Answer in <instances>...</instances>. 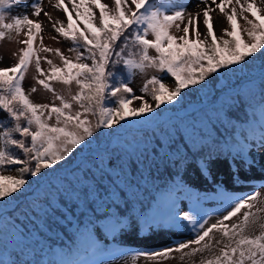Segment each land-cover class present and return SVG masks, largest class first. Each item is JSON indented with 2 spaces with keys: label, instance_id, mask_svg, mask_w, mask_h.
<instances>
[{
  "label": "snow or ice",
  "instance_id": "snow-or-ice-1",
  "mask_svg": "<svg viewBox=\"0 0 264 264\" xmlns=\"http://www.w3.org/2000/svg\"><path fill=\"white\" fill-rule=\"evenodd\" d=\"M14 3L15 0H0V41L11 40L13 34L19 36L21 32L26 39L16 41L25 45L14 54L17 62L0 68V170L8 165L20 167L18 177L0 174V264H103L97 259L103 253L102 246L93 235L95 223L92 217L96 210H92L91 216L84 210L92 208L101 198L99 189L102 185L85 186L82 190L62 189L49 185L48 178L76 165L85 154L93 152L102 170H117L126 177L139 173L143 179L144 173L151 170L148 166L152 159L148 150L151 143L149 132L152 136L162 135L166 145L173 141L185 125L167 114L183 110L189 96L207 95L212 89L215 94L210 100L211 111L215 121L222 126L231 123L226 119L231 115L229 110L245 101L250 108L249 115L254 116L258 111L259 121H250L246 129L233 125L237 135L234 141L225 142L222 149L242 165L252 167L257 163L252 151L264 149V10L256 0H197L194 7L199 9L201 4L204 7L195 12H189L187 4L174 5L171 0H114L112 10L101 0H68L71 11L65 0H55L53 7L65 14L66 23L54 20L44 11L43 0H33L30 5L32 16L39 18L43 13L54 32L71 42L69 51L75 53L73 60L59 49L42 48L43 52H54L62 63L60 67L46 59L48 72L41 68V58L33 48L42 24L28 14L6 22L4 9L11 8ZM229 5L230 11H226ZM93 6L99 9L98 24ZM216 9L229 26L222 30L220 37L214 31L212 13ZM238 17L247 27L241 28ZM76 20L83 24V29ZM201 23L205 29L203 34ZM173 27L183 35L172 34ZM242 33L250 42H245ZM150 51L155 55H150ZM33 63L38 73L36 82L53 93L59 101L58 106L34 103L25 93L22 82ZM118 65L123 66V73L115 70ZM251 65L256 68L251 69ZM147 69L174 78L171 88L156 76L144 83L141 91L151 97L154 106L142 96L134 95L129 86L137 72L145 73ZM222 69L225 71L221 72ZM217 73L219 83L214 75ZM242 76L246 78L241 79ZM52 82L66 86L69 98L56 93ZM73 83L78 88L74 95L70 88ZM185 89L189 91L185 92ZM31 91L34 93L37 89L33 87ZM257 95L258 108L252 104ZM135 100L141 101L139 107L131 106ZM74 104L79 110L73 111ZM89 116L96 117L95 124ZM140 117L143 119H133ZM53 119L55 122L49 123ZM114 125H119V129L100 133L104 142H94L97 140L94 132L113 129ZM245 131L247 135H244ZM114 136L116 139H112ZM211 139L212 136H208L199 143ZM157 143L161 141L157 140ZM218 159V156L209 154L201 160V172L208 179H212L211 169ZM129 167L132 174L128 172ZM235 172L238 177L239 169ZM128 183L131 186L134 180ZM179 190L177 185L176 191ZM64 192L69 193L67 198L62 195ZM104 194L111 195L107 189ZM259 196V192L243 197L222 192L221 197L230 205V210L209 225L207 214L201 210L180 212L178 198L170 194L168 208L144 217L142 230L151 232L161 227H179L183 220L191 226L193 238L135 255L167 259L170 254L178 252L183 253V260L185 256L211 251L212 234L220 233L224 239L216 241L222 244L219 254L201 260L200 264H264V217L260 215L264 208H257L255 203ZM201 199L197 196V203ZM64 201L79 206L86 218L80 221L66 216V209L60 207ZM238 214L241 218L237 223H225ZM24 220L32 227H21ZM65 222L71 224L75 246L53 250L47 238ZM102 227L109 235L115 236L128 227V221L110 214ZM257 228L258 234H249V230ZM25 240H31L38 247L26 246ZM186 249L190 251L185 252ZM38 253L42 254L40 258ZM117 256L122 258L121 253L112 258Z\"/></svg>",
  "mask_w": 264,
  "mask_h": 264
},
{
  "label": "rangeland",
  "instance_id": "rangeland-1",
  "mask_svg": "<svg viewBox=\"0 0 264 264\" xmlns=\"http://www.w3.org/2000/svg\"><path fill=\"white\" fill-rule=\"evenodd\" d=\"M101 2L108 5L109 10L114 9V0H101ZM217 2H219V0H217ZM32 3L33 0H15V3L11 8L4 9L6 22H12V19L16 16H22L23 14L29 15V7ZM171 3L174 5H179L181 3L187 4L189 12L200 11L204 7V5L201 4L199 9L195 8L194 5L197 3V0H192L191 3L187 0H171ZM256 3L262 10H264V0H256ZM65 4L71 11V5L68 4V0H65ZM26 5L27 7H25ZM43 5L44 3L42 4V7ZM230 9L231 5L228 6L226 11H230ZM92 10L96 14L95 22L98 24L99 9L93 6ZM237 10L239 11V8ZM81 11H83V9H81ZM245 15H247L249 19L252 18L250 14ZM212 16L214 31L217 36L220 37L222 36V30L229 27L227 20L219 12V9H216V11L212 13ZM73 18L76 19L75 13H73ZM56 19L65 21L66 23V17L62 11L58 10V14L54 17V20ZM238 22L240 23L241 28L247 27L242 18L238 17ZM76 23L81 29H83L84 26L79 20H76ZM182 27L183 25H181V28ZM171 31L172 34L176 36L183 35V33L178 32L175 27H173ZM200 31L202 34L205 32L202 23L200 25ZM243 36L246 39L248 38L246 34H243ZM201 38L203 39V35ZM25 39L26 35L24 32H21L19 36L13 34L11 40L6 38L5 40L0 41V57H2V59H0V68L13 66L17 62V56L14 54H18L19 50L25 47V45L17 43L16 41H23ZM70 47H72L71 42L58 36V34L54 32L51 23L42 25V31L36 35L33 43L34 50L41 58V68L45 72L49 71V65L47 64L46 59L52 60L54 64L60 67H62V63L60 58L55 55L54 52H43L41 49H59L64 56L74 60L75 53L69 51ZM154 54L153 51H150V55ZM37 76L38 73L36 72L35 64L33 63L29 66L28 71L25 73V79L22 82V87L24 88L25 93L29 95V98L34 103H47L50 105L54 103L58 106L59 101L56 100L53 93L44 90L43 87L36 82ZM153 76L161 78L169 88L173 86L174 78L170 75L164 76L163 73L157 72L154 69H147L145 73L137 72L132 78L129 86L132 87L134 95L142 96L154 106V101L151 100V97L141 91L144 83ZM33 87L37 89L34 93L31 91ZM52 87L55 89L56 93L69 98L68 88L63 84L52 82ZM70 88L73 95L78 91L75 83H73ZM140 104V100H135L131 106L139 107ZM77 110H79L78 106L74 104L73 111ZM89 117L92 123L95 124V118L92 116ZM133 119H143V117ZM259 119L260 116L257 111L250 121L255 120L258 122ZM54 122V119L49 121V123ZM247 125L248 124L242 125V127L246 129ZM93 134H100V130ZM244 135H247L246 131L244 132ZM225 153L227 154L226 151ZM252 155L255 156L257 161L252 167L242 165L239 160L233 161L229 155H227V158L225 159H218V162L213 164L211 169L212 179H208L201 172V164L196 167L193 166L159 192V200L147 215L151 216L154 213L165 211L169 205L168 197L170 194H174L175 197L178 198L180 212L192 213L194 210H201L202 213L207 214L206 218L208 219L209 225L217 222L218 219L222 218L223 215L230 210V205L221 197L222 192L233 197H243L253 192H259V199L255 202L256 207L264 208V149H261L260 151H255V149H253ZM236 169H239L238 177L235 172ZM177 185L180 186L179 191H176ZM197 196L202 198L199 203L196 201ZM255 210L256 209L254 208L253 211ZM243 211L244 210H242V212ZM260 215L264 217V212H261ZM143 218L144 217L141 216L129 220L128 227L123 231L117 232L115 236L109 235L102 225L93 228V235L103 249V253L98 256L97 259L102 261L103 264H200L201 260L212 255H218L219 249L222 247V244H218L216 241L223 240L224 238L220 233H213L214 240L211 251L197 253L195 256L191 257L185 256L183 260L181 259L183 253L178 252L170 254L167 259L160 257L151 259L146 256L137 257L135 255L136 253L151 252L173 246L181 241L192 239L194 235L191 226L183 220L179 227H161L151 232H144L141 225V220ZM240 218L241 214H238L237 217H234L231 221H226L225 223H237ZM258 231V228L255 230H249V234H258ZM156 240H161V242L153 245ZM58 249L62 250L66 248L56 247L54 250ZM184 251L188 252L190 249ZM117 253H121L122 258L117 256V258L113 259L112 256Z\"/></svg>",
  "mask_w": 264,
  "mask_h": 264
},
{
  "label": "trees",
  "instance_id": "trees-1",
  "mask_svg": "<svg viewBox=\"0 0 264 264\" xmlns=\"http://www.w3.org/2000/svg\"><path fill=\"white\" fill-rule=\"evenodd\" d=\"M121 40H123V37H121ZM244 40L245 42H250L248 38H244ZM250 68L255 69L256 65H251ZM115 70L120 73L124 71L122 65H118ZM223 71L225 70L222 69L221 72ZM163 74L164 76L169 75L166 73ZM214 75L217 76V83H219V74ZM240 78L245 79L246 77L242 76ZM184 91L188 92L189 90L185 89ZM214 94V91L209 89L207 95L202 94L199 97L189 96L183 110L167 114L172 120L182 121L185 125L183 130L167 145L162 135L152 136L149 132L151 143L148 145V150L152 159L149 161L148 166L151 167V170L149 173H144L143 179H141L139 173L134 177L131 175L126 177L123 174H118L117 170L107 168L102 170L98 166V161L94 159L95 154L89 152L85 154L84 158L77 161L76 165L65 169L62 173H57L49 177L47 183L49 185L59 186L62 189L76 188L81 190L85 186H92L94 184L102 185L99 189L102 194L101 198L95 202L92 208L84 209L91 216L92 210L95 208L96 211L92 217L95 223L94 228L103 224L110 214H115L117 217L125 219L135 218L138 214H148L158 200L162 187L173 182L176 177L184 174L191 167L199 165L201 160L206 159L209 154L213 157H225V151L222 150L223 145L225 142L234 141L237 135L233 129V125L241 127L244 123H248L252 117V115H249L250 108L248 102L245 101L243 105H237L229 110L231 115L226 116V119L231 123L224 126L217 123L211 111L212 105L210 103L211 97ZM258 103L259 96L257 95L252 100V104L257 106ZM162 107L167 106L162 105ZM88 118L90 119V117ZM94 118L96 120V117ZM121 123L126 122L122 121ZM214 124L215 127H213ZM119 127V125H114L113 129H100V133L114 132ZM122 135H127V133H122ZM208 136H212L209 142L199 143L206 140ZM94 137H97V140L94 142H104L105 140L100 134L94 135ZM112 139H116V137L114 136ZM157 140L161 141V143L158 144ZM153 149H155L154 152ZM132 162L135 163L136 161L133 160ZM60 163L63 164L64 162L62 161ZM140 166L142 168L144 167V165ZM19 167L20 165L5 166L3 170H0V174L18 177L19 173L17 169ZM53 167L56 166L54 165ZM128 172L132 174L131 167H129ZM85 176L87 177L86 179H84ZM30 179L34 180L35 178ZM129 180H134V184L130 186L128 183ZM105 189L111 195H105ZM121 192L124 194L120 195ZM62 195L67 198L69 193L64 192ZM60 207L66 209L64 214L66 216H72L74 220L78 219L83 221L86 218L82 214L79 206L72 202L64 201L60 204ZM21 227L31 228L32 225L27 220H24L21 223ZM24 243L28 247H38L31 240H25ZM47 243L53 250L56 247L66 249L74 247L75 236L71 230V224L65 222V224L56 227L52 234L48 236ZM41 255L38 253V258Z\"/></svg>",
  "mask_w": 264,
  "mask_h": 264
},
{
  "label": "bare ground",
  "instance_id": "bare-ground-1",
  "mask_svg": "<svg viewBox=\"0 0 264 264\" xmlns=\"http://www.w3.org/2000/svg\"><path fill=\"white\" fill-rule=\"evenodd\" d=\"M187 1L189 2V0H187ZM43 3H44L43 10L50 13L54 19V17L58 14V10L53 7L55 0H52V3H49V0H43ZM29 9H30V13H29L30 18H32L34 20H38L42 25H46L47 23L49 24L47 17H45L43 15V13L41 14V16L39 18H37V17L32 16L33 9L31 7H29ZM159 242H161V240H156L153 245H155Z\"/></svg>",
  "mask_w": 264,
  "mask_h": 264
}]
</instances>
